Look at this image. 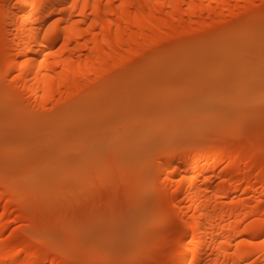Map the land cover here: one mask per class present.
Masks as SVG:
<instances>
[{
  "label": "bare ground",
  "instance_id": "6f19581e",
  "mask_svg": "<svg viewBox=\"0 0 264 264\" xmlns=\"http://www.w3.org/2000/svg\"><path fill=\"white\" fill-rule=\"evenodd\" d=\"M183 52L246 74L130 122ZM0 118V264H264V0H0Z\"/></svg>",
  "mask_w": 264,
  "mask_h": 264
},
{
  "label": "rangeland",
  "instance_id": "374dc122",
  "mask_svg": "<svg viewBox=\"0 0 264 264\" xmlns=\"http://www.w3.org/2000/svg\"><path fill=\"white\" fill-rule=\"evenodd\" d=\"M258 2H259V4H256L257 7H256V5H254L256 7V9L259 8L258 6L260 4H262V2L257 1V3ZM253 9H254V7H253ZM235 50H236V52H238V51L242 52L243 51V50L240 51L237 48H235ZM256 51L259 52V50H256ZM223 54H225V53H223ZM182 55L186 56L187 54L185 52H183L182 54H180L178 56H182ZM187 56L186 57H176L175 56V58L165 59V60H161V61L158 60L156 62H155V60L153 62L152 61L153 59H150L148 61V64L146 66H144V68L142 70H140V72L139 71L136 72L137 76L142 75L141 77H139L140 79L138 78L141 81H138V82L136 81V83L133 82L134 88L132 87L133 90L132 91L130 90V95L135 96L137 98V103H138L137 105H139V106H137L138 107L137 110H135L131 116H128V118H130V122L133 121V119L137 120L136 117H140V118L141 117H147L148 114H145L140 106L144 105V103L148 99H150L153 95H155V93H159L160 95L161 94L162 95H170V94L174 93L175 91H178L179 89H187V88H192V87H193V89L195 88L196 91L202 90L201 89L202 86L207 87L210 83H212V77H214L213 75H215V74L218 75L223 70L227 72L228 66H230L229 68L231 69V72L233 71V72H235L234 74H236V75H234L232 72V74H230V76H229V79L232 78L231 81L233 80V82H234V80H238V79L243 78V75L246 74V73H243V71H245L247 69L248 64H246V67H243L242 70H241L240 66L243 63L240 64V66H239L240 70L239 71L237 69L232 70V69L238 68V67L236 64H234L236 62L234 61V63H232L233 62L232 61L231 63L234 64V66H236V67L231 68V67H233V65L230 62H228L231 57L226 58V60H225V58H223L221 61L220 59L215 58L216 56L214 57V55H213V57L210 56L209 53L206 56H202V55L200 56L199 55V57H195V56H193V57L188 56L187 57ZM221 56L222 55H220V57ZM224 56L225 55H223L222 57H224ZM233 59H235V58L233 57ZM223 60H224L225 64H223ZM255 60H257V59H253L251 61V63H249V64H252L253 61H255ZM255 62H257V61H255ZM255 62H254V64H255ZM228 63H230V64L228 65ZM241 71H242V73H241ZM239 74H241V75L243 74V75L240 76ZM234 77H235V79H234ZM213 80L216 81L215 79H213ZM128 86L131 88L132 84H130ZM202 88H204V87H202ZM192 105H193V103H192ZM190 107H192V106L189 105V108ZM161 109H162L161 106L158 107V109H156V111H154L155 113L157 112V114H153V115L149 114V116L153 117L154 120H156L159 111H160L159 114H162V111H164L163 114H165V113L171 114L172 110L170 111L167 108H163L162 110ZM192 109L190 108V110H192ZM194 112H195V110L192 113H194ZM0 120H1V118H0ZM159 120H161V119H159ZM1 121H0V125L1 124L3 125L4 123H2ZM128 121H129V119H128ZM261 121H263V118H262V120H260V122ZM260 125H261V123H260ZM1 128H3V127L0 126V129ZM261 129H262V127H261ZM263 132H264V130H263ZM128 178L129 177H124L123 180H125V182H122L124 185H126V183H128L127 184V190L132 186L131 182L133 181L132 178H130V179H128ZM113 179H116V178H113ZM123 180H120V181H123ZM116 181H117V179L112 180V182L114 184ZM112 182H110L111 184H108V186H107L108 188H105L106 193L109 192L108 194H110V196H107V198L105 197L106 200L103 199L104 194H105L103 191V194L101 196L102 197L101 200L103 203H106L107 200L109 202L111 200L110 197L113 198L114 195L118 194L117 192H113V190L115 188H117L116 186L119 183L117 181L116 182L117 184H115L116 185L115 186V185H113ZM129 182L131 184H129ZM122 183H120V184H122ZM123 184L121 185L122 187L124 186ZM121 186L119 187L120 189H122L121 194L122 193L124 194V191L127 192V190H125L126 189L125 187H124L125 189L121 188ZM113 193H114V195H112ZM100 198L97 200L99 203L101 202ZM158 217H159V215L155 216L153 218V220L156 221V219H158Z\"/></svg>",
  "mask_w": 264,
  "mask_h": 264
}]
</instances>
